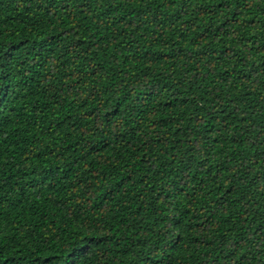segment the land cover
I'll return each mask as SVG.
<instances>
[{"label":"trees","instance_id":"trees-1","mask_svg":"<svg viewBox=\"0 0 264 264\" xmlns=\"http://www.w3.org/2000/svg\"><path fill=\"white\" fill-rule=\"evenodd\" d=\"M0 264H264V0H0Z\"/></svg>","mask_w":264,"mask_h":264}]
</instances>
